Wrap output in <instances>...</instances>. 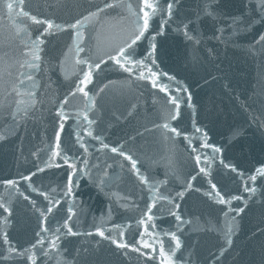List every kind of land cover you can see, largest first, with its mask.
Instances as JSON below:
<instances>
[{
	"label": "water",
	"instance_id": "1",
	"mask_svg": "<svg viewBox=\"0 0 264 264\" xmlns=\"http://www.w3.org/2000/svg\"><path fill=\"white\" fill-rule=\"evenodd\" d=\"M0 264H264V0H0Z\"/></svg>",
	"mask_w": 264,
	"mask_h": 264
}]
</instances>
